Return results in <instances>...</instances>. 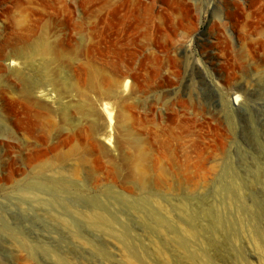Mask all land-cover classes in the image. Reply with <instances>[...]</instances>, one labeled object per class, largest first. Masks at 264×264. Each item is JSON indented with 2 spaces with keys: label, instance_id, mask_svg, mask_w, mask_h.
Segmentation results:
<instances>
[{
  "label": "rangeland",
  "instance_id": "1",
  "mask_svg": "<svg viewBox=\"0 0 264 264\" xmlns=\"http://www.w3.org/2000/svg\"><path fill=\"white\" fill-rule=\"evenodd\" d=\"M46 44L96 109L71 93L76 131L53 127L57 97L22 99L12 57L33 76ZM126 74L133 89L106 98ZM105 103L148 154L143 177L101 142ZM130 258L264 264V0H0V264Z\"/></svg>",
  "mask_w": 264,
  "mask_h": 264
},
{
  "label": "bare ground",
  "instance_id": "2",
  "mask_svg": "<svg viewBox=\"0 0 264 264\" xmlns=\"http://www.w3.org/2000/svg\"><path fill=\"white\" fill-rule=\"evenodd\" d=\"M37 53L41 59V62L39 63L38 66L34 68L32 72L33 76H29L22 73L24 66L26 64L29 65L26 61L29 60L30 58H26L25 59L26 61L25 60L23 61L13 56L11 60L15 65L20 66L19 68H16L13 71L19 74L21 96L25 102L26 109L30 110V108L32 109L34 106L42 108L46 105L45 104L46 101H49L52 98L57 97L56 99L58 104L57 107L59 108L58 110L57 109L56 110L58 111V117L60 115L59 124L61 125H56L52 123L53 127L62 128L65 132H69L70 128H73L74 131H76L77 129H79V123L72 122L69 116V110L74 105L77 106L76 108L78 110H80L83 106H78V103L76 102V96L71 95V93L74 92L79 93L80 101L84 102L85 106L88 107V110L86 111L87 117L90 115H94L96 109H94V106L91 104V101L87 98L86 96L87 94L83 92L81 87L77 85L69 76L67 75L64 76L62 81L63 83H60L59 79H57L58 74L62 72L60 67L58 66L59 58L55 54L51 45L46 44L44 46H41L40 48H38ZM131 78L132 77L128 74L124 75L122 81H120L116 85H113L116 91L109 93H104L103 91L102 93L106 98H110V99L115 98L117 95L119 96L118 93L125 94L128 88L133 89L134 87ZM90 79L92 81V85H96V83H98V80L99 79L101 80V73L95 76L93 75V73H91ZM86 92L88 91L86 90ZM38 94H39V98L37 97ZM40 98H43V100H41ZM239 98L240 96H237L235 98L236 101H238ZM83 99L86 100V102ZM63 100H67L66 103H64ZM81 102L80 104H82ZM101 111L105 115L104 126L102 129L103 133L100 134L101 142L103 143V145L109 148H116L117 150H119L121 155L120 160H123V163L121 164L123 166L118 167L117 165L115 166V169L118 167L117 171L119 173L128 172L130 176L134 177L136 175L138 177H143V173L150 168V164L148 161V154L140 147V142L138 141V139L135 138L129 132V130L124 128V126L122 125V123L127 118L125 112L123 110H119V111L117 110L118 112L115 113L113 109L110 108L109 104L106 103L102 105ZM55 115L56 113H52L53 117H55ZM122 147L140 149L139 150L140 153L135 158L128 157L125 155V152L122 151ZM59 159H63V155L61 156L59 155ZM144 202L150 208L152 207V204L148 200H145ZM154 202L155 201H153V203ZM158 209L162 210L161 207ZM162 212L163 211H161V213ZM97 219L101 222L103 220V217L98 216ZM159 257L161 259L163 258L164 261L166 260L165 255H163L162 253H159ZM128 263L136 264L137 262H134L133 259L131 260L130 258L128 260Z\"/></svg>",
  "mask_w": 264,
  "mask_h": 264
}]
</instances>
